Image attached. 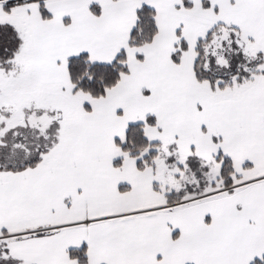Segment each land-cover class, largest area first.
<instances>
[{"label":"snow or ice","instance_id":"1","mask_svg":"<svg viewBox=\"0 0 264 264\" xmlns=\"http://www.w3.org/2000/svg\"><path fill=\"white\" fill-rule=\"evenodd\" d=\"M0 264H264V0H0Z\"/></svg>","mask_w":264,"mask_h":264}]
</instances>
